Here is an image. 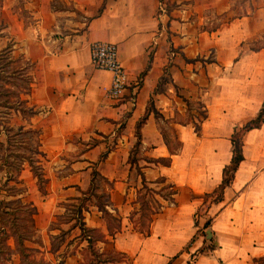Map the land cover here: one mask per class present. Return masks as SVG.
I'll return each mask as SVG.
<instances>
[{"label": "crops", "instance_id": "obj_1", "mask_svg": "<svg viewBox=\"0 0 264 264\" xmlns=\"http://www.w3.org/2000/svg\"><path fill=\"white\" fill-rule=\"evenodd\" d=\"M51 1L25 0L36 14L33 22L27 21L34 23L35 34L26 35L22 48L32 75L25 99L34 114L38 111V148L47 163L59 153L83 149L81 139L106 138L61 159L69 171L54 175L52 184L68 191V199L79 196L93 179L96 191L105 194L107 208L121 218L107 248L124 254L110 264H263L257 259L264 256V123L243 133L244 158L220 200L205 206L213 248L200 251L210 236L194 218L200 195L222 181L232 155L231 133L255 116L264 100V46L242 48L264 31V17L230 15L234 0H165L169 7L164 13L160 0H66L75 7L73 17ZM212 15L226 18L212 28ZM94 40L117 44L128 77L119 98L105 93L111 72L91 62L89 44ZM173 87L189 99L200 96L205 116L198 130L190 122L193 118L177 119L187 105ZM158 115L176 129L180 144L173 151ZM43 171L47 176L45 166ZM144 183L150 188L145 194L152 216L148 235L133 229L130 221L140 207ZM95 212L83 209L86 225L101 227L111 237L101 213L97 223L86 221ZM79 232L74 227L68 233L77 239ZM85 242L66 253L64 262L74 257L79 263Z\"/></svg>", "mask_w": 264, "mask_h": 264}, {"label": "rangeland", "instance_id": "obj_2", "mask_svg": "<svg viewBox=\"0 0 264 264\" xmlns=\"http://www.w3.org/2000/svg\"><path fill=\"white\" fill-rule=\"evenodd\" d=\"M51 2H53L58 8L66 9L67 11L65 12L67 14L65 15L72 17L76 16V10L72 3H66V0H52ZM168 7L169 6L165 0H160V12H166ZM233 7L234 9L231 11L230 15L248 13L251 19L257 18V20L260 17H264V0H234ZM30 11H32V8L30 9L26 7L25 0H0V161L6 159L7 163L10 161L16 162L14 165H9L5 162L7 166L4 165L0 167V199H19L24 203H30V206L34 208L32 213L26 210L15 213L17 216L16 222L19 223L18 227L22 234L27 237V239L24 240V243L27 244L31 253L37 257L43 255L46 260H50L53 264H75L76 261L74 257L66 258V263L64 262V255L63 260H60L59 257L56 258V253L59 252L61 254L65 249V246L69 245V243L67 244L68 241L71 243L68 252H71L73 251L72 248H77L78 246V241H75L80 239L70 237L71 234L73 235L74 231L71 232V234H64L63 238L60 236H51L52 234H58L60 232L57 228H50L53 224L66 228L70 223L61 222L64 216L70 212L69 210H66V205H64V203L66 204L69 201L67 199L68 191H64L62 187L55 182L52 184V179H55L54 175L61 176L69 171L65 165L66 162L61 159H71L75 154H79L81 150H84V148L87 147L86 144H94L102 138L91 136L85 138V140L81 139L80 141L82 143L84 142L81 145L83 149L79 150L77 153H59L54 158V161L49 163H47V156L43 157L42 154L33 152L34 150H39L40 127L36 115L38 111L36 110V113H32L31 115L26 106L28 104L26 103L25 97L32 82V75L30 73L31 62L22 50L26 35L32 33L35 34L34 23L27 24V21L33 22L31 21L33 19H31V17L36 15ZM212 16V21L209 23V26L212 28L219 25V22L226 18L225 16L220 17L221 15ZM55 29L58 31L56 33H60L58 26L55 27ZM262 45L264 46V31L260 32L259 35H254L252 38L246 40L243 43L242 48ZM165 78L167 79V75ZM173 90L175 96H177L181 102H184V104L180 103L183 104V106L187 105L186 109L183 110L184 115L180 112L177 119L180 121H188L190 118H193L190 122H192L195 129L198 128L200 118L205 115L200 96H195L193 99H189L185 97L184 93L177 87H173ZM158 120L165 131L168 145L173 149L177 148L180 141L177 138L174 125L170 123L169 120L166 121L161 119L159 115ZM83 135L84 137L88 136L87 134ZM78 137L81 138V135ZM114 138L115 137L107 140L103 149L105 151L103 152V150H100L99 157L106 154V148H109V146L112 145V140ZM73 139L79 140L77 139V136ZM102 140H106V138ZM137 142L138 141L136 140L134 148H132L135 152L132 153V156L134 157H136V152L138 151ZM26 155H33L34 158L39 161L35 160L31 166L26 159ZM18 163L21 164L19 165ZM33 164L36 165L35 168L33 167ZM16 166L18 168L17 170L15 169ZM44 166L47 176H44L43 174ZM6 168L11 169V172L14 173L17 181L14 179H6ZM34 170H38L43 174V183L41 180L39 182L34 174ZM91 172L92 170L87 176L89 179L91 178ZM97 180H99V177ZM94 190L96 191V188H94ZM214 196H208L206 199L201 198L202 204L198 210L199 224L205 220V206ZM86 208L88 211H96L95 215L92 213V216L90 213V216H87V222L91 224L97 223L95 222V219L96 215H99V213H101L102 218L107 222L104 213L99 209L98 205L94 206L88 201ZM42 209L49 211L42 212ZM3 219L5 221V228L9 232V237L6 242L3 241L2 243H9L11 247L14 248L13 252L6 255V261L8 264H22L19 253H17V250L15 249L13 234L9 231L12 221L10 220L11 216L5 214ZM98 220L99 219L97 218V221ZM100 231H102L101 227H98V229L90 231L89 233L92 238L100 239ZM106 243L109 242L98 240L92 248L96 251H101L100 248L103 246V249L105 250L109 247ZM209 246H211V243H206L205 248H209ZM81 256L82 260H80V262H85L86 264H93L94 260H97L98 264H103V259L110 256H115L121 259L123 258L118 252L105 251L103 253H96L87 246L82 251ZM257 260L264 264V256Z\"/></svg>", "mask_w": 264, "mask_h": 264}, {"label": "trees", "instance_id": "obj_3", "mask_svg": "<svg viewBox=\"0 0 264 264\" xmlns=\"http://www.w3.org/2000/svg\"><path fill=\"white\" fill-rule=\"evenodd\" d=\"M259 47L260 46L252 47V48H259ZM26 106H27V110L29 111L30 114L35 112L31 106H28V105H26ZM140 122L141 121H138L137 128H139ZM263 123H264V100H263V102H262V104H261V106H260V108H259V110L255 116L247 119L241 125L234 128L233 132L231 133V137H230L231 143H232V155H231L230 162L224 167V174L222 177V181L212 192H208V193L206 192V193H203L202 195H200L201 198L206 199L208 196L212 197L215 195L212 198V201L213 200H217V201L220 200L222 189L224 188V186L226 184L229 183L230 179L234 175V172H235L239 162L244 158L243 152H242V136H243V133L250 128L260 127ZM196 129L198 130V128H196ZM136 135H137L138 139H140L139 130H136ZM8 142H9V139H8ZM169 148H170V150L173 151V148H171L170 146H169ZM33 152L43 154V152L40 150H34ZM26 159L29 161L31 166L35 160H38V159H35L33 155H26ZM131 159H132V161H135L134 157H132ZM159 161H161L163 163H168L169 159L168 158H161V159H159ZM5 162L7 163L6 159H4L3 161H0V167H2L4 165L7 166L5 164ZM7 164L14 165V164H16V162L10 161ZM18 164L20 165L21 163H18ZM33 167L35 168L36 165L33 164ZM15 169L16 170L18 169L17 166L15 167ZM19 172H20V170H19ZM19 172H18V174H19ZM34 174L38 178L39 182L41 180V182L43 183V181H44L43 174L40 173L38 170L37 171L34 170ZM5 175H6V179H8V180H11V179L16 180V176L14 175V173L11 172V169L6 168V174ZM144 187H145V191L143 193H141V195L139 197L140 207L138 210L134 211L130 215V221L132 223L133 229H135L136 231H138L144 235H148L150 233V222L152 220V216H151V213L149 211L150 207H149V203H148L147 199L145 198V194H146V191H148L150 188L147 187L145 185V183H144ZM94 188H96V184L92 179L88 188L81 190V194L79 196H72V197L68 198L69 201L66 204L64 203V205H66V207H65L66 210H69L70 212L64 216V218H63V220H61V222H70L69 226L67 228H64V227L53 224L50 228L51 229L57 228L60 230V232L58 234H52L51 236L52 237L60 236L61 238H63V235L68 233L71 230V228L78 227L80 230V232L78 234V238L80 240H78V243L81 242L82 240H86V242H87L86 246L91 248L93 250V252L103 253L105 251H109V252L113 251L116 253L118 252L122 256H124V254L121 251L116 250L114 247L106 248L105 250L103 249L101 251H96L94 248H92L93 246H95V244L98 240H101L103 242H112V239H113L115 233L118 230H120V226H121L120 216L114 214L112 211H110L107 208V206H106L107 201L104 199L105 194L96 192L94 190ZM172 192H173V190H169L168 193L172 194ZM93 199L95 200V203L99 206V209L102 210V212L104 213V215L106 217L108 234L111 237H106V234L104 232L100 231L101 238L100 239H98V238L94 239L91 237V234L89 233L90 231H94L95 229H98V227L86 225V223L83 219V209L86 208L88 201H92ZM33 209L34 208L32 206H30V203H24L19 199H6V198L0 199V264H8L6 261V255H8V253H11L14 251V248H12L9 243H2L3 241L6 242L7 238L9 237V232L5 228V221L3 219L5 214H8L11 216L10 220H12V221H11V225L9 227V231L13 234L14 243H15V247H16L15 249L17 250V253H19L22 264H53L50 260H46L43 257V255L37 257L33 253H31L30 249H28L27 244L24 243V240L27 239V237L22 234L21 230L18 227L19 223L16 222L17 216L15 215V213H18V211H23V210H26V211H29L30 213H32ZM198 210L195 212L196 214H195V218H194V222L196 225H199L198 217H197L199 215ZM71 220H73V221H71ZM210 222H211V217L208 216L205 218V220L200 225L201 230H202L203 234H205V235H206V229L209 228V226H210ZM208 240L209 241L206 243H211V246H209V249H211V248H213L215 242L212 241V236H210L208 238ZM78 243H77V245H78ZM74 249L75 248H72V250H74ZM204 250H208V248H205V245L200 248V251H204ZM50 251L53 252L52 250H50ZM68 251H69V249L66 246L61 254L59 252L56 253L57 254L56 258L59 257L61 260L63 255H65L66 253H69ZM261 257H263V256H261ZM261 257H259V258H261ZM120 260H122V259L115 257V256H110V257H106L103 259V264H110L111 262H116V261H120ZM77 264H86V263L85 262L84 263L79 262ZM93 264H98L97 260H94Z\"/></svg>", "mask_w": 264, "mask_h": 264}, {"label": "built area", "instance_id": "obj_4", "mask_svg": "<svg viewBox=\"0 0 264 264\" xmlns=\"http://www.w3.org/2000/svg\"><path fill=\"white\" fill-rule=\"evenodd\" d=\"M90 59L97 68L111 72V80L105 89L108 97L119 98L123 95L127 83V72L118 58V47L113 41L94 40L89 44Z\"/></svg>", "mask_w": 264, "mask_h": 264}, {"label": "water", "instance_id": "obj_5", "mask_svg": "<svg viewBox=\"0 0 264 264\" xmlns=\"http://www.w3.org/2000/svg\"><path fill=\"white\" fill-rule=\"evenodd\" d=\"M207 236L209 237L211 235L210 229H206Z\"/></svg>", "mask_w": 264, "mask_h": 264}]
</instances>
